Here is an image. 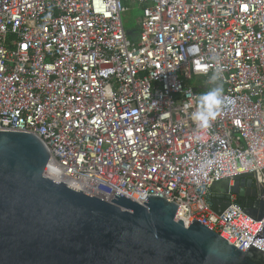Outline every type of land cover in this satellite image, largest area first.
I'll return each instance as SVG.
<instances>
[{
  "label": "built area",
  "instance_id": "obj_1",
  "mask_svg": "<svg viewBox=\"0 0 264 264\" xmlns=\"http://www.w3.org/2000/svg\"><path fill=\"white\" fill-rule=\"evenodd\" d=\"M126 6L141 11L137 43ZM217 68L225 105L199 129ZM0 132L36 137L58 184L111 205L157 197L186 228L264 254V0H0ZM244 175L250 207L232 191Z\"/></svg>",
  "mask_w": 264,
  "mask_h": 264
},
{
  "label": "water",
  "instance_id": "obj_2",
  "mask_svg": "<svg viewBox=\"0 0 264 264\" xmlns=\"http://www.w3.org/2000/svg\"><path fill=\"white\" fill-rule=\"evenodd\" d=\"M48 162L36 137L0 132V264H264L258 250L240 252L197 222H176L174 204L146 196L140 206L116 193L111 205L48 179ZM232 191L253 197L251 177H236ZM210 201L218 215L229 206Z\"/></svg>",
  "mask_w": 264,
  "mask_h": 264
},
{
  "label": "clouds",
  "instance_id": "obj_3",
  "mask_svg": "<svg viewBox=\"0 0 264 264\" xmlns=\"http://www.w3.org/2000/svg\"><path fill=\"white\" fill-rule=\"evenodd\" d=\"M217 63H219L218 60ZM221 78V69L217 68L209 77L211 86L199 95L197 106L191 113V119L199 129L209 128L225 105L224 90L220 83Z\"/></svg>",
  "mask_w": 264,
  "mask_h": 264
},
{
  "label": "rangeland",
  "instance_id": "obj_4",
  "mask_svg": "<svg viewBox=\"0 0 264 264\" xmlns=\"http://www.w3.org/2000/svg\"><path fill=\"white\" fill-rule=\"evenodd\" d=\"M127 7V6H126ZM127 12L122 14V23L125 31V35L132 43H137L140 36V29H139V18L141 17L140 9H132L130 7ZM191 86H199V83L195 81L189 82ZM209 87H202L199 92V95L203 92L207 91Z\"/></svg>",
  "mask_w": 264,
  "mask_h": 264
},
{
  "label": "bare ground",
  "instance_id": "obj_5",
  "mask_svg": "<svg viewBox=\"0 0 264 264\" xmlns=\"http://www.w3.org/2000/svg\"><path fill=\"white\" fill-rule=\"evenodd\" d=\"M45 176L48 179H50V180L55 182V170H54V167L51 164L48 165V167H47V169L45 171Z\"/></svg>",
  "mask_w": 264,
  "mask_h": 264
},
{
  "label": "flooded vegetation",
  "instance_id": "obj_6",
  "mask_svg": "<svg viewBox=\"0 0 264 264\" xmlns=\"http://www.w3.org/2000/svg\"><path fill=\"white\" fill-rule=\"evenodd\" d=\"M254 198H255V194H254L253 197L249 198L248 200H245V199H242V200H241L239 197H237V201H238L242 206L246 207L247 204H249V203H253Z\"/></svg>",
  "mask_w": 264,
  "mask_h": 264
},
{
  "label": "trees",
  "instance_id": "obj_7",
  "mask_svg": "<svg viewBox=\"0 0 264 264\" xmlns=\"http://www.w3.org/2000/svg\"><path fill=\"white\" fill-rule=\"evenodd\" d=\"M251 205H253V203H249V204H247L246 206H247V207H250Z\"/></svg>",
  "mask_w": 264,
  "mask_h": 264
}]
</instances>
